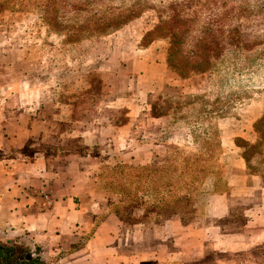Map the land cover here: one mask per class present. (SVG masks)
I'll return each instance as SVG.
<instances>
[{
    "label": "crops",
    "instance_id": "1",
    "mask_svg": "<svg viewBox=\"0 0 264 264\" xmlns=\"http://www.w3.org/2000/svg\"><path fill=\"white\" fill-rule=\"evenodd\" d=\"M10 20L0 17L3 248L27 249L25 264H264V182L232 148L219 163L223 173L190 194L191 208L179 205L167 218L126 222L118 208L123 196L99 190L97 172L111 159L147 167L164 162L173 144L163 141V128L146 126L166 76L165 42L151 45V61L135 52L144 70L134 77L125 66L105 71L90 90L59 100L57 90L20 75ZM167 120L152 118L158 126ZM245 137L256 141L250 132Z\"/></svg>",
    "mask_w": 264,
    "mask_h": 264
},
{
    "label": "rangeland",
    "instance_id": "2",
    "mask_svg": "<svg viewBox=\"0 0 264 264\" xmlns=\"http://www.w3.org/2000/svg\"><path fill=\"white\" fill-rule=\"evenodd\" d=\"M169 4L164 6L174 11L176 7ZM162 6L159 0H0V17H11L7 37L20 75L32 86L57 90L59 100L90 90L105 71L120 72L125 66L134 77L144 70L135 61V52L151 61V45L167 44L168 61L176 71H183L185 79L166 64L163 88L153 97L146 126L177 131L167 139L173 146L164 162L153 167L122 162L100 174L106 188L120 186L126 192L119 204L127 211L156 205L144 193L151 187L148 181L172 176L168 165L187 163L189 190L193 185L189 182L202 174H196L189 163H202L208 157L228 161L231 148L248 154L249 173L264 182V0H215L209 10L187 11L190 22L182 29L170 28L171 32L160 23ZM207 29L211 36L205 37H211V42L201 53L196 47H201L198 41ZM195 48L197 57L190 52ZM188 63L191 66L186 68ZM194 70L201 73L193 75ZM205 112L210 114L209 121L201 117ZM160 116L168 117L163 126L152 121ZM106 117L123 119L112 113ZM248 131L257 135L255 142L245 139ZM259 142L260 148L250 147ZM116 175L123 178L115 185ZM129 176L135 180L133 188L124 182ZM154 186L160 190L163 185ZM0 251L8 253L1 244ZM9 258L12 264L26 263L19 251Z\"/></svg>",
    "mask_w": 264,
    "mask_h": 264
},
{
    "label": "trees",
    "instance_id": "3",
    "mask_svg": "<svg viewBox=\"0 0 264 264\" xmlns=\"http://www.w3.org/2000/svg\"><path fill=\"white\" fill-rule=\"evenodd\" d=\"M160 4H162V9H160L159 13V18H160V23L161 25H163L164 27L168 28L171 32V29H174L175 27H177V29H182L185 28L186 25L190 22L189 19V15L187 14V11L192 10L193 8L196 7H201L199 9H205V10H209L210 5L212 3H215V0H159ZM168 2L170 3L169 5H173L175 8L174 11L170 10V12L168 11L169 9L167 8V6H164V4ZM196 13V11H193V14ZM175 32V31H173ZM211 36V30L207 29L204 34L203 37L198 41V44L201 45V47H196L201 48V53L203 52V48H207V45L210 44L211 41H209L208 38L211 37H205V36ZM228 38V37H227ZM213 42V41H212ZM177 43H175L176 45ZM195 49H191L190 52L192 53L193 56L197 57V50ZM200 50V49H199ZM169 55H171V57L174 55V52L171 51V53H169ZM187 60H189V57L186 58ZM169 63V65L171 66L170 71H174L176 72V74L182 78H184V74L183 71H176V69H174V67L172 66V61H168V50H167V44H166V55H165V64ZM193 63V61H192ZM191 63H188V65H185L186 68H189L191 65ZM169 66V67H170ZM186 68H184L186 70ZM200 72V70H194V72L192 73L193 75H198ZM154 108V106H153ZM153 111V110H152ZM151 114V113H150ZM205 116H202V119L209 121L210 118V114L205 112L204 113ZM161 117V116H160ZM202 120V121H204ZM165 134H163V141H168L167 140L169 137H174L175 135H172L174 133H177V131L172 130L171 131H164ZM252 134L251 131H248ZM216 135L218 136L219 133H216ZM255 139L257 140V135L255 136L254 133L252 134ZM245 139L247 140L248 137H245ZM261 143H257L255 145H250L251 148H260ZM219 148L222 147V144L219 141V144H217ZM173 146V144L171 145ZM170 148V146H169ZM239 148H242L239 146ZM245 153V155L240 154L241 158H243V160L247 163V167L249 168V163L251 161V159L248 157V154ZM108 161V159L106 160ZM111 164L106 165V163L101 166L97 172V184L99 187V190L105 191V192H109V193H113V194H119V195H126L125 191H122L121 187L119 186L118 188L116 187L114 190L108 189L104 186V184H106L105 181L101 180V176L100 174L106 170V168L108 166H113L114 168L120 163H122L121 160H119V158H115L114 160H110L108 161ZM219 163H221V160H215L212 157H208L206 160H204L202 163H189V168L194 169L196 174H201L199 177H197L195 179V181L193 182H189V183H193L192 186H189L190 189H187V176H186V168H188L187 163H175V165H168L167 169H169V171L172 172V176L171 177H163V178H159V179H155V181H148L147 184H150L151 187L147 186V191L146 193H144V195L146 194L148 197H150L151 199H155L156 201V205L150 206L148 205L147 207H140V208H136L133 207L131 208L129 211L125 210L124 207L120 205H118V208L120 209L119 213L121 214V217L126 221V222H134L135 220H139V221H149L152 219H159L161 218H167L170 217L173 213H175L177 211V207L180 205L181 208H183L184 210L188 211V209L191 208L192 206V198L190 197V194L194 193V192H199L200 188L205 184V179L209 176H213V175H221V173H223V171L221 170V167L219 166ZM149 167H153V165L147 166L146 168ZM173 167V168H172ZM138 168V167H137ZM142 168V167H141ZM177 168V172L176 169ZM207 171V172H206ZM104 173V172H103ZM206 173V174H205ZM205 174V175H204ZM253 175V174H251ZM254 176V175H253ZM122 178L118 177L116 175V177L114 178V183L116 185L117 180L120 181V183L122 182ZM134 178L131 176H129V179L124 178V182H127L131 185V188H133V185L135 184L134 182ZM137 183V182H136ZM155 184H161L163 185L160 190H154L156 187L154 186ZM162 189V191H161ZM161 191V192H160ZM182 193L183 198H178V194ZM148 200V198H146ZM142 202V201H141ZM190 212V211H189ZM139 213V215L137 214ZM188 214V213H187ZM8 249V253H4L2 251H0V264H12L13 262L10 261L9 255L15 251H19L20 254H25V252L27 251V249H22V248H14V247H10L7 248ZM7 255V256H6ZM5 256V257H3ZM32 264H38V263H32Z\"/></svg>",
    "mask_w": 264,
    "mask_h": 264
},
{
    "label": "built area",
    "instance_id": "4",
    "mask_svg": "<svg viewBox=\"0 0 264 264\" xmlns=\"http://www.w3.org/2000/svg\"><path fill=\"white\" fill-rule=\"evenodd\" d=\"M40 197L43 199L44 206L51 203L50 195L48 193H45L44 191H41L39 193Z\"/></svg>",
    "mask_w": 264,
    "mask_h": 264
},
{
    "label": "water",
    "instance_id": "5",
    "mask_svg": "<svg viewBox=\"0 0 264 264\" xmlns=\"http://www.w3.org/2000/svg\"><path fill=\"white\" fill-rule=\"evenodd\" d=\"M28 257H29V255H26V257L24 258V259H22L21 261L23 262H25V261H27L28 260Z\"/></svg>",
    "mask_w": 264,
    "mask_h": 264
},
{
    "label": "flooded vegetation",
    "instance_id": "6",
    "mask_svg": "<svg viewBox=\"0 0 264 264\" xmlns=\"http://www.w3.org/2000/svg\"><path fill=\"white\" fill-rule=\"evenodd\" d=\"M25 257H26V255H25ZM19 262H20V260H19Z\"/></svg>",
    "mask_w": 264,
    "mask_h": 264
}]
</instances>
